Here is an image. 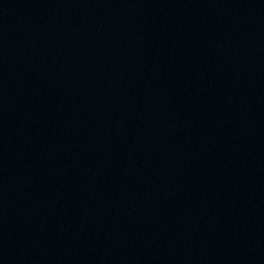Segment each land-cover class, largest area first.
Instances as JSON below:
<instances>
[{"label":"water","instance_id":"95a60500","mask_svg":"<svg viewBox=\"0 0 264 264\" xmlns=\"http://www.w3.org/2000/svg\"><path fill=\"white\" fill-rule=\"evenodd\" d=\"M0 264H264V0H0Z\"/></svg>","mask_w":264,"mask_h":264}]
</instances>
